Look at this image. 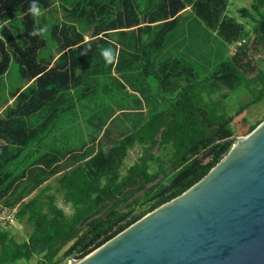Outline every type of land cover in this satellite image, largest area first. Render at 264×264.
I'll use <instances>...</instances> for the list:
<instances>
[{
  "label": "trees",
  "instance_id": "16d2710c",
  "mask_svg": "<svg viewBox=\"0 0 264 264\" xmlns=\"http://www.w3.org/2000/svg\"><path fill=\"white\" fill-rule=\"evenodd\" d=\"M231 1L0 0V87L12 59L28 85L11 93L13 105L0 117V214L16 212L20 223L33 227L28 239L19 242L0 223V264L30 262L36 254L41 256L36 264L83 259L190 190L228 155L235 142V118L211 98L224 89L246 88L254 100L241 111L264 100V70L254 59V53L264 55V0H254L252 12L258 18L251 31L226 15ZM59 4L65 19L48 21ZM188 8L227 45L245 41L205 79L183 59L156 60ZM242 14L252 16L248 9ZM121 76L133 88L149 91H141L145 102L155 104L148 117L143 111L134 121L128 115L129 129L112 139L111 126L104 130L107 118L96 121L99 128L91 143L106 138L110 149L105 150L101 138L97 150L92 147L81 160L73 157L79 159L74 164L67 160L58 165L56 157L43 153L45 135L78 108L73 92L84 108L82 98H93L88 100L95 107L88 126L94 128L102 117L98 113L121 102V89H126ZM160 137L161 149L168 151L166 161L152 152ZM136 146L145 154L123 175L129 151ZM149 161L158 164L155 174ZM60 173L57 191L74 207L72 216L58 207L55 194H36ZM147 198L150 206L135 213Z\"/></svg>",
  "mask_w": 264,
  "mask_h": 264
},
{
  "label": "water",
  "instance_id": "95a60500",
  "mask_svg": "<svg viewBox=\"0 0 264 264\" xmlns=\"http://www.w3.org/2000/svg\"><path fill=\"white\" fill-rule=\"evenodd\" d=\"M233 139L198 184L70 264H264V121Z\"/></svg>",
  "mask_w": 264,
  "mask_h": 264
},
{
  "label": "rangeland",
  "instance_id": "374dc122",
  "mask_svg": "<svg viewBox=\"0 0 264 264\" xmlns=\"http://www.w3.org/2000/svg\"><path fill=\"white\" fill-rule=\"evenodd\" d=\"M254 0H232L229 3L226 15L229 18L235 19L237 22L242 24L246 31H251L253 26L255 25V19L258 18L254 12H252V5ZM57 11L50 12L48 16V21L50 19L60 18L65 19V11L61 8V4L57 5ZM248 9L251 11L252 16H244L242 11ZM185 12V16L180 20L179 26L177 30L172 34L169 39L167 46L164 50L158 53L156 56L157 62L163 61L168 58H179L183 59L186 62H190L192 65H195L198 73L200 74L201 79H205L210 76L215 68L219 66L220 63L227 60L230 56H232L237 47L235 45H227L220 39L219 36H214L213 31L209 30L206 25L194 14L191 8L187 9ZM217 34V33H216ZM213 35V36H212ZM47 40L49 41V50L53 48V40L48 33L45 35ZM44 52V54H49L50 51ZM254 59L256 63H260V68L264 70V55H260L258 53H254ZM263 61V62H262ZM23 80L20 76V70L18 63L12 59L10 68L8 73L3 77L1 87H0V106H6L7 110L10 108L8 104L10 99L12 98L11 93L15 92L18 88L22 86ZM214 101L221 102L228 114L235 118L233 122V129L235 131V135L237 137H246L249 135V131L252 126L256 125L259 122L264 121V100L259 103L252 105L241 111L243 107H247L251 105L254 98L249 93L246 88L238 89L235 92H229L227 90H222L215 96L211 98ZM101 102L107 103L109 99ZM100 105V102H99ZM113 106V104H111ZM109 104V106H111ZM107 106V107H109ZM147 111V109H145ZM6 114V111H5ZM102 115L101 119L95 120L101 123L102 119L106 118L104 114L98 113ZM130 116L134 121L135 117L133 114H122L120 117L114 118L112 123V128H110V137H117V134L122 133L124 130H128L129 126L120 127L117 125L119 121H125L127 116ZM148 117V115H146ZM123 117V119H122ZM122 119V120H121ZM129 120V119H127ZM99 123L96 122V126L94 128H90L89 133L92 134L99 128ZM96 133V132H95ZM78 136L79 133H78ZM91 139V137H89ZM85 138H81V142H83ZM102 141L106 142V138H102ZM81 142L75 143V149L77 150L81 146ZM109 150V147L107 148ZM145 150L141 146H136L132 150L129 151V155L126 159L125 165L122 168L123 175L127 173V170L133 167L135 164L141 161V158L145 154ZM156 157L166 161L167 150H162L161 147L158 151L154 149L152 151ZM149 168L152 174H155L158 168V164L155 161H149ZM59 188V182L56 180L52 183V187L44 188L39 191V193H43L45 195L55 194L56 203L59 208H61L67 216H72L75 212L72 204H68L64 201V196L62 193L57 191ZM36 195V194H35ZM34 195V196H35ZM32 196V197H34ZM32 197L29 199L31 200ZM150 199H143V201L138 205L135 209V213H141L146 210L150 206ZM1 207V206H0ZM3 207V206H2ZM18 207H22L20 204ZM1 209V208H0ZM12 230L13 235L19 242H23L28 239L29 235L33 232V227L28 223H20L12 226L10 228ZM68 249V247L63 251V253ZM41 256L36 254L30 262L20 261L18 264H36ZM75 259V258H69ZM62 264H68V259L62 262Z\"/></svg>",
  "mask_w": 264,
  "mask_h": 264
},
{
  "label": "crops",
  "instance_id": "0c3cea01",
  "mask_svg": "<svg viewBox=\"0 0 264 264\" xmlns=\"http://www.w3.org/2000/svg\"><path fill=\"white\" fill-rule=\"evenodd\" d=\"M189 9V8H188ZM187 14V12H184L181 14V19ZM214 36H218L215 32H213ZM213 36V35H212ZM58 58V57H57ZM56 58V59H57ZM55 59V60H56ZM127 75V74H126ZM121 81L125 85L126 89H121V94L119 96L120 103L114 104L113 106H109L108 108H104L101 112L105 115L107 118V126L104 128L106 130L108 127L112 126V121L114 118L120 117L122 114H133L136 116L139 111L145 112L146 115H149L151 111L155 108V104L145 102L146 98L143 97L142 92L149 93V91L145 90L144 87H141L140 85L135 88H133V85H130L129 82H126V80L123 81V78L121 76ZM28 85L26 83H22L21 89H25ZM142 91V92H141ZM72 98H75L78 103V108L76 111H71L67 113V120L58 122L55 126H53L52 132H49L45 135L44 140L41 143V148L44 151L43 153H46L48 155H51L52 157H56V163L58 165H64V163L74 164L75 162L79 161L77 159L76 161L72 160L73 157L77 156L81 159H83V156L85 153H87L92 147H94L95 150L99 148V142L102 137H99L97 143L92 144V135L89 133L90 127L88 126V120L90 118V115H93V112L91 109H95V107L92 106V102H88L93 99L88 98L87 96L82 98V103L85 107L79 105L78 100H81L79 96L75 92L72 93ZM142 100V103H138L137 100ZM131 101V105H129L128 101ZM14 98H11L8 104L10 107L13 105ZM134 102V103H133ZM81 103V104H82ZM91 107V108H90ZM130 107V108H129ZM131 109V112L129 111ZM147 109V111L145 110ZM5 111H7L6 106L2 107L0 106V117L5 116ZM94 111V110H93ZM123 119V117H122ZM121 119V120H122ZM116 125V124H113ZM120 127L122 126H129V122L126 119L125 121H119L117 123ZM113 127V126H112ZM110 127V128H112ZM78 133L80 136H78ZM85 138L84 141V147L80 146L79 149H75V143L81 142V138ZM91 137V139L89 138ZM103 145L105 146V150L107 151V148L110 146L108 145L107 141H102ZM40 146H38L39 148ZM94 150V151H95ZM62 151V153H60ZM64 154L66 155V158L64 157ZM59 161V162H58ZM123 174V173H122ZM62 173L58 174L56 177H54L50 182H48L46 185H44V188L52 187V183L56 180L59 181L61 178ZM36 194H39V191L36 192Z\"/></svg>",
  "mask_w": 264,
  "mask_h": 264
},
{
  "label": "built area",
  "instance_id": "2783aa9c",
  "mask_svg": "<svg viewBox=\"0 0 264 264\" xmlns=\"http://www.w3.org/2000/svg\"><path fill=\"white\" fill-rule=\"evenodd\" d=\"M245 43V41H242L235 47H240ZM0 223L3 228L10 229L13 225L16 226V224H19L18 217L16 215V212H3L0 214ZM72 260H80V259H72ZM69 264V261H68Z\"/></svg>",
  "mask_w": 264,
  "mask_h": 264
},
{
  "label": "bare ground",
  "instance_id": "6f19581e",
  "mask_svg": "<svg viewBox=\"0 0 264 264\" xmlns=\"http://www.w3.org/2000/svg\"><path fill=\"white\" fill-rule=\"evenodd\" d=\"M164 1V0H163ZM166 12V11H165ZM162 18V17H161ZM154 20V19H153ZM69 264H70V262H69Z\"/></svg>",
  "mask_w": 264,
  "mask_h": 264
}]
</instances>
